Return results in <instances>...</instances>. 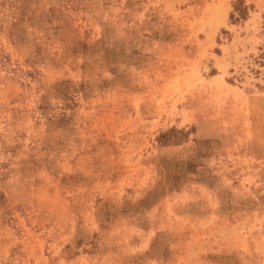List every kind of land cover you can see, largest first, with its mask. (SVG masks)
<instances>
[{
	"label": "rangeland",
	"instance_id": "obj_1",
	"mask_svg": "<svg viewBox=\"0 0 264 264\" xmlns=\"http://www.w3.org/2000/svg\"><path fill=\"white\" fill-rule=\"evenodd\" d=\"M0 264H264V0H0Z\"/></svg>",
	"mask_w": 264,
	"mask_h": 264
}]
</instances>
